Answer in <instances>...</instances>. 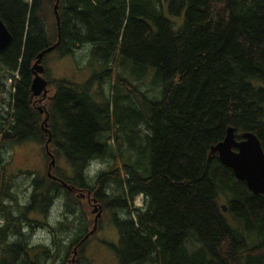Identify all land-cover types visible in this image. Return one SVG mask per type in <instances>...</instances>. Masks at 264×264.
Wrapping results in <instances>:
<instances>
[{"label":"trees","instance_id":"trees-1","mask_svg":"<svg viewBox=\"0 0 264 264\" xmlns=\"http://www.w3.org/2000/svg\"><path fill=\"white\" fill-rule=\"evenodd\" d=\"M42 2L0 0L12 35L0 51V86L12 81L0 107V264H52L59 250L58 264H67L75 247L79 264L95 234L78 246L93 227L87 194L113 216L119 264H264V195L209 157L228 127L237 140L253 133L264 152V0H59L54 50L71 55L88 44L104 53L101 77L111 81L104 105L91 99L89 83L49 81L45 70L55 95L31 99L32 65L57 42ZM49 136L71 177L53 169L58 180L33 177L20 205L2 151L26 141L44 146ZM96 159L107 167L85 175ZM137 196L141 208L131 207ZM55 197L64 198L63 220L44 222L51 246L13 237L21 223L36 222L29 215L45 217Z\"/></svg>","mask_w":264,"mask_h":264},{"label":"rangeland","instance_id":"rangeland-1","mask_svg":"<svg viewBox=\"0 0 264 264\" xmlns=\"http://www.w3.org/2000/svg\"><path fill=\"white\" fill-rule=\"evenodd\" d=\"M26 1L30 3V0ZM53 4L54 2L50 3V0H43V2L40 3L41 17L49 32L52 31L55 23L52 10ZM104 56L103 52H93L91 46L83 44L82 46L75 48L71 55H61L57 50H54L44 57V61L43 63L41 62V65L45 70L46 79L49 81L67 80L78 85H85L89 83L91 99L98 105H104L106 96L110 95L111 85V81L109 79L105 80L101 77L104 70V67L101 65ZM94 75L97 76V79L92 80ZM5 83V86H0L1 111L6 109L7 100L9 99V89L12 81L7 80ZM143 88L150 89L148 82L143 85ZM54 90L55 89L53 88V90L47 92V102L54 97ZM151 94L155 95L156 92H152ZM50 150L51 152L53 151L51 146ZM2 152L4 162H8L6 166V174L12 179L11 193L15 197L16 203L20 205L27 204L32 191L30 183L32 178H43L47 173V167L50 160H48L49 157L46 159L47 155L45 154L44 146H41L33 141H26L19 144L7 145L5 150ZM106 167L107 164L105 161H101L99 159L92 160L86 168L85 175L89 177L95 176L97 172L105 169ZM54 170L66 177H71L70 168L67 166L63 157L55 159L53 171ZM78 197L83 199L82 194L77 196V198ZM93 200L94 198L89 196L87 218L94 224L95 215L98 210L94 211ZM63 202L64 198H53L51 205L46 210L45 217L38 213L29 215V219H31V221L35 220L36 222H24L23 227H27L23 228V231H21L29 237V245L51 246L52 232L47 226H45L44 222L57 224L58 221L63 220ZM5 203L7 204L8 202L5 201ZM142 206V196L135 197L131 203V207L141 208ZM100 207L102 212L97 222L98 230L96 228L97 231L95 234L83 246V253L80 257L79 264H119L113 249V247L118 245L119 234L114 226L112 214L108 211H104L101 205ZM18 211H21L18 207L15 211L13 209V212L16 215H18ZM124 214L125 213L123 212H117V217L123 218L124 216L125 218L126 216ZM0 223H2L1 220ZM66 237V241L72 238L71 235ZM52 251L53 253L55 252L53 248ZM56 253L55 260L52 264H58L61 260L62 250H59ZM71 253L73 254V251H71ZM67 264L75 263L72 262V259L70 258Z\"/></svg>","mask_w":264,"mask_h":264},{"label":"water","instance_id":"water-1","mask_svg":"<svg viewBox=\"0 0 264 264\" xmlns=\"http://www.w3.org/2000/svg\"><path fill=\"white\" fill-rule=\"evenodd\" d=\"M58 3L59 0H54L52 8L57 29V42L53 46L39 53L36 57L31 69L33 75L30 83L31 99L38 97L44 99L47 96L48 82L43 77L44 68L41 65V62L43 56L53 51L60 43V17L58 15ZM11 40V33L0 20V51L9 45ZM38 110L41 114L46 115V112H43L44 110L42 107H39ZM47 118L48 116L46 115L41 125L45 131ZM240 138V140H237L234 128L228 127L224 139L211 146L209 157L216 154L220 163L232 171L236 180L244 182L249 192L254 195H264V152L261 144L258 138L251 132L242 133ZM50 141L51 138L49 136L44 144L45 154L50 160L46 175L48 178L55 181L58 180V178L51 174L55 164V158L49 149ZM61 183L64 187H67L69 191L72 190L65 183ZM93 207L94 211L98 210L95 215L96 217L94 219L93 227L78 246H80L89 236H92L96 232L97 222L101 216L102 209L100 205H97L95 199L93 200ZM221 207L225 213L227 211L226 206L222 205ZM76 255L77 248L75 247L73 248V254L71 257L72 262H75Z\"/></svg>","mask_w":264,"mask_h":264},{"label":"flooded vegetation","instance_id":"flooded-vegetation-1","mask_svg":"<svg viewBox=\"0 0 264 264\" xmlns=\"http://www.w3.org/2000/svg\"><path fill=\"white\" fill-rule=\"evenodd\" d=\"M47 97L48 96H46L43 100L42 99H40L38 102L39 103H42V102H44V101H46L47 100ZM49 101V100H48ZM77 195V194H76ZM89 195L87 194V198H89L88 197ZM96 200V199H95ZM2 223H0L1 225H0V229L1 228H3L4 227V225L6 224L4 221H1ZM24 226V222L23 223H21L20 224V228H19V231H20V235H15V236H13V237H15V238H17V239H20V238H22L25 242H24V244L25 245H28V236H26V234H24V233H22L21 231H23V228H26L27 226H25V227H23Z\"/></svg>","mask_w":264,"mask_h":264},{"label":"bare ground","instance_id":"bare-ground-1","mask_svg":"<svg viewBox=\"0 0 264 264\" xmlns=\"http://www.w3.org/2000/svg\"><path fill=\"white\" fill-rule=\"evenodd\" d=\"M42 99V98H41ZM43 100V99H42Z\"/></svg>","mask_w":264,"mask_h":264}]
</instances>
